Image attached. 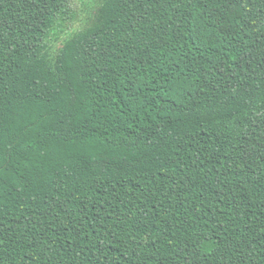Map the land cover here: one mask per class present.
I'll list each match as a JSON object with an SVG mask.
<instances>
[{"label":"trees","instance_id":"trees-1","mask_svg":"<svg viewBox=\"0 0 264 264\" xmlns=\"http://www.w3.org/2000/svg\"><path fill=\"white\" fill-rule=\"evenodd\" d=\"M0 0V264H264V0Z\"/></svg>","mask_w":264,"mask_h":264},{"label":"rangeland","instance_id":"rangeland-1","mask_svg":"<svg viewBox=\"0 0 264 264\" xmlns=\"http://www.w3.org/2000/svg\"><path fill=\"white\" fill-rule=\"evenodd\" d=\"M92 0H72L75 17L68 21V30L71 31L85 24L87 20V7L85 3H91Z\"/></svg>","mask_w":264,"mask_h":264}]
</instances>
